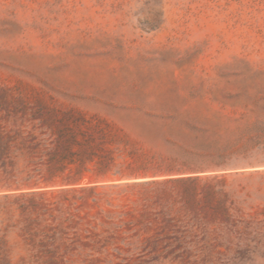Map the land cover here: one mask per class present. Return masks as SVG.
Returning <instances> with one entry per match:
<instances>
[{
    "label": "rangeland",
    "instance_id": "obj_1",
    "mask_svg": "<svg viewBox=\"0 0 264 264\" xmlns=\"http://www.w3.org/2000/svg\"><path fill=\"white\" fill-rule=\"evenodd\" d=\"M160 6L0 0V264H264V0Z\"/></svg>",
    "mask_w": 264,
    "mask_h": 264
},
{
    "label": "trees",
    "instance_id": "obj_2",
    "mask_svg": "<svg viewBox=\"0 0 264 264\" xmlns=\"http://www.w3.org/2000/svg\"><path fill=\"white\" fill-rule=\"evenodd\" d=\"M61 140L59 141L60 148L62 152L56 154L60 166L56 171L51 172L50 179H55L62 177V172L69 165H78L75 172L68 175L66 180H81L84 178L85 173L88 171L87 163L92 162L94 159V154L90 151L75 152L73 150V145H80L81 143L77 140L74 134L66 136L61 134ZM223 159V158H222ZM116 159L113 155L101 158L99 162V173L101 177H108L109 175L120 176V177H139L146 176L150 173H155L157 171L170 170L173 171L177 169L175 162L163 161L162 163L156 162L154 159H140L134 163H128L125 166H118ZM224 163V162H222ZM185 164L191 168L192 162H185ZM73 170V169H72ZM112 173V174H111ZM98 176V177H100ZM32 178H28L26 181H31Z\"/></svg>",
    "mask_w": 264,
    "mask_h": 264
},
{
    "label": "clouds",
    "instance_id": "obj_3",
    "mask_svg": "<svg viewBox=\"0 0 264 264\" xmlns=\"http://www.w3.org/2000/svg\"><path fill=\"white\" fill-rule=\"evenodd\" d=\"M161 2L162 0H149V7L143 13H139L138 10H133L130 13V17H129L130 25L137 27L138 16L140 15L148 16L149 18L159 17L164 22L166 13L163 10V8L160 6Z\"/></svg>",
    "mask_w": 264,
    "mask_h": 264
}]
</instances>
